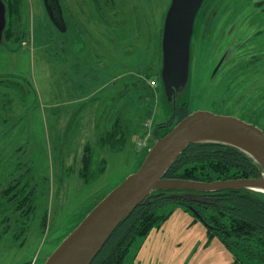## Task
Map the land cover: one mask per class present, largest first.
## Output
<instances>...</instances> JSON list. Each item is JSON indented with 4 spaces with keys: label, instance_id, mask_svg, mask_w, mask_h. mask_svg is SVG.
Returning <instances> with one entry per match:
<instances>
[{
    "label": "rangeland",
    "instance_id": "rangeland-1",
    "mask_svg": "<svg viewBox=\"0 0 264 264\" xmlns=\"http://www.w3.org/2000/svg\"><path fill=\"white\" fill-rule=\"evenodd\" d=\"M170 1L60 0L68 25L61 35L42 0H4L0 193L29 168L21 185L28 179L35 189V206L27 222L14 214L19 220L10 229L4 221L10 211L0 208V264H43L137 171L183 104L190 113L234 116L264 132V0H205L178 81L171 86L158 74L152 86ZM115 122L130 123L134 134L111 153L100 140ZM164 213V222L136 239L122 264H238L190 211L172 205ZM21 223L25 232L15 241L12 229ZM239 241L264 264L263 237Z\"/></svg>",
    "mask_w": 264,
    "mask_h": 264
},
{
    "label": "water",
    "instance_id": "water-1",
    "mask_svg": "<svg viewBox=\"0 0 264 264\" xmlns=\"http://www.w3.org/2000/svg\"><path fill=\"white\" fill-rule=\"evenodd\" d=\"M46 14L60 32L66 25L59 0H42ZM205 0H171L163 21L160 73L169 85L180 76L192 45L194 21ZM6 5L0 0V33L7 25ZM210 143L235 148L260 168L257 178L213 182L167 179L166 172L191 144ZM264 186V132L230 115L207 111L189 113L164 136L158 137L136 172L101 199L64 238L43 264H90L121 222L154 191L217 192ZM170 197H175L172 195ZM194 214H196L193 211ZM197 216V214H196ZM198 217V216H197Z\"/></svg>",
    "mask_w": 264,
    "mask_h": 264
},
{
    "label": "trees",
    "instance_id": "trees-1",
    "mask_svg": "<svg viewBox=\"0 0 264 264\" xmlns=\"http://www.w3.org/2000/svg\"><path fill=\"white\" fill-rule=\"evenodd\" d=\"M6 44L8 45L7 41ZM8 47L10 50L16 49L11 48L9 45ZM160 69L161 54L160 67L154 79H152L153 82L156 81ZM25 84L30 87L29 82ZM179 110L180 112H176V115H179L176 122H174L176 115L171 118L175 123L173 125H176L190 113L186 109V104H183ZM129 124L115 122L111 132H106L102 136L101 146L108 147L111 153L121 151L134 134L132 125ZM161 127L163 128L162 124L155 126L156 129ZM172 127V124L168 126L166 128L168 129L167 132ZM167 132L157 136V138L164 136ZM84 163L83 171L88 172L91 162L86 157ZM104 168L105 163L102 171ZM30 172L29 168L26 169L16 183L0 193V208L4 206L10 211L9 214L6 211V218L4 219L8 222L7 229H10L11 222H18L19 219L12 220L16 214L20 216L24 223V221L29 220L34 210L35 189L29 188ZM27 174H29L28 179L21 185L24 175ZM211 174L216 175V177ZM260 174L261 170L258 165L235 148L220 144L197 143L189 145L178 156L164 177L209 183L219 180L257 178ZM83 177L89 179V176L85 173ZM172 195H175V197H170ZM172 205L184 207L199 219L206 226L209 234L216 236L227 248L233 251L238 264H257V257L253 256V252L249 248L243 247L239 240L248 239L255 235L264 238V194L248 190H224L210 193L183 190L154 191L121 222L90 264H122L135 240L146 237L155 226L163 223L168 216L164 213V209ZM23 223L17 224V228L12 229L15 241L23 237L25 232ZM7 229L3 231L8 232Z\"/></svg>",
    "mask_w": 264,
    "mask_h": 264
},
{
    "label": "flooded vegetation",
    "instance_id": "flooded-vegetation-1",
    "mask_svg": "<svg viewBox=\"0 0 264 264\" xmlns=\"http://www.w3.org/2000/svg\"><path fill=\"white\" fill-rule=\"evenodd\" d=\"M3 2H4V0H3ZM59 2H60V0H59ZM5 3V2H4ZM6 5V4H5ZM62 7V6H61ZM6 9H7V7H6ZM62 16H63V20H64V23H65V25H66V28H65V30H64V32H60L56 27V30L61 34V35H65V33H67L68 32V25H67V23H66V20H65V17H64V15H63V9H62Z\"/></svg>",
    "mask_w": 264,
    "mask_h": 264
},
{
    "label": "bare ground",
    "instance_id": "bare-ground-1",
    "mask_svg": "<svg viewBox=\"0 0 264 264\" xmlns=\"http://www.w3.org/2000/svg\"><path fill=\"white\" fill-rule=\"evenodd\" d=\"M257 189L264 191V186L258 187Z\"/></svg>",
    "mask_w": 264,
    "mask_h": 264
},
{
    "label": "built area",
    "instance_id": "built-area-1",
    "mask_svg": "<svg viewBox=\"0 0 264 264\" xmlns=\"http://www.w3.org/2000/svg\"><path fill=\"white\" fill-rule=\"evenodd\" d=\"M152 86L155 85V82H151ZM141 142V141H140ZM138 143V142H137ZM142 146V143H140V147Z\"/></svg>",
    "mask_w": 264,
    "mask_h": 264
}]
</instances>
